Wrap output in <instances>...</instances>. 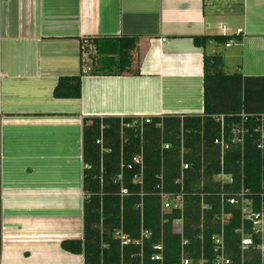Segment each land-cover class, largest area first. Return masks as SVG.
<instances>
[{
    "label": "crops",
    "instance_id": "1",
    "mask_svg": "<svg viewBox=\"0 0 264 264\" xmlns=\"http://www.w3.org/2000/svg\"><path fill=\"white\" fill-rule=\"evenodd\" d=\"M120 37L138 38L140 76L84 73L79 99L52 97L84 72L82 39ZM204 54L264 77V0L0 1V264H84L61 247L82 240L84 122L202 116Z\"/></svg>",
    "mask_w": 264,
    "mask_h": 264
},
{
    "label": "trees",
    "instance_id": "2",
    "mask_svg": "<svg viewBox=\"0 0 264 264\" xmlns=\"http://www.w3.org/2000/svg\"><path fill=\"white\" fill-rule=\"evenodd\" d=\"M234 37H194L193 44L225 46ZM95 64L90 75L138 77L142 56H135L138 38L89 39ZM81 45V41H80ZM81 51V50H80ZM81 54V52H80ZM83 61H81V67ZM203 115L152 118L145 124L135 118H96L82 128L84 169L83 233L81 241H65L61 247L82 254L84 264H211L213 237L221 236L224 254L233 264L240 260L241 214L216 195L234 193L244 187L255 203L264 207V147L250 130L243 148L231 143L232 131L248 118L253 129L264 116V77H244L228 73L218 55L203 56ZM84 73L60 77L52 92L55 100H77L81 96ZM264 122V121H263ZM228 144L221 150L216 139ZM101 141V145L97 141ZM168 145V149H162ZM140 157V163L132 162ZM243 161V167L239 165ZM187 164L188 169L182 170ZM223 174L231 183L221 184ZM127 191L121 196V191ZM182 194L180 210L162 212L159 194ZM170 200V199H169ZM206 206V209H203ZM228 216L224 221L222 216ZM181 221L180 232L174 223ZM223 222V223H222ZM246 234L252 224L244 222ZM120 233L125 243L115 236ZM264 238V235H263ZM257 243V237L253 235ZM162 261L152 258L160 253ZM264 263V256L250 250L246 264Z\"/></svg>",
    "mask_w": 264,
    "mask_h": 264
},
{
    "label": "built area",
    "instance_id": "3",
    "mask_svg": "<svg viewBox=\"0 0 264 264\" xmlns=\"http://www.w3.org/2000/svg\"><path fill=\"white\" fill-rule=\"evenodd\" d=\"M1 2H7L8 0H0ZM204 2H207L208 0H203ZM240 33V32H239ZM89 39H82L80 50H81V58L83 61L82 69L86 71L85 73L89 74L91 71V57L93 56L92 46L89 44ZM165 41V39H162V42ZM232 44L230 41L228 44H226V47H229ZM86 68V70H85ZM152 118H159L163 119V116H145V117H136L135 119H139L145 124H149L152 120ZM261 122L258 123L253 129H248L245 126V123L247 122L248 118H246L243 114L241 115L242 122L240 125H238L236 128L232 131V137H231V143L232 144H238L243 148V145L245 143L246 135L250 130H253L255 134H257L259 139V148L263 149L264 147V116L261 115ZM97 144L101 145V141H97ZM215 145H219L221 150L224 151L228 148V144L224 141L223 137L221 139H216L214 141ZM162 149H168V145H162ZM132 162L135 164L140 163V157L135 156L132 159ZM239 165L241 168L243 167V161H240ZM87 168L86 165H84V169ZM188 169L187 164L182 165V170ZM215 180L218 181L221 184L224 183H231L232 180L230 177H226L223 174H219L215 177ZM128 193L125 189L121 191V196H126ZM221 201H226L229 205L235 207L240 211L241 214V228L237 231L240 235V260L239 264H246V256L247 253L252 250L257 252L261 259L264 256V207L263 202L260 204V210L255 211V203L253 200V196L250 193L249 190L245 189L241 186L239 191L234 193L224 192L220 191L216 194ZM160 201H161V210L162 212L171 211L172 209L180 210L182 208V194H166L161 192L159 194ZM170 199V200H169ZM206 206H203V209H206ZM228 216H222L221 220L224 221ZM249 221L252 224V234L248 235L245 232L244 229V222ZM223 223V222H222ZM175 232L179 233L181 229V221L178 220L174 223ZM253 235L257 237V240L259 242H255L253 239ZM116 237L127 243L128 241L125 239L124 236H122L120 233L115 234ZM212 242L214 244V257L211 261V264H233L231 259L226 257L224 254V243L223 238L221 236L213 237ZM156 250L160 251L157 255H155L152 260L155 261H162V246L158 245ZM207 261H202L201 264H206ZM179 264H192V261L187 258H182ZM261 264H264L261 261Z\"/></svg>",
    "mask_w": 264,
    "mask_h": 264
},
{
    "label": "water",
    "instance_id": "4",
    "mask_svg": "<svg viewBox=\"0 0 264 264\" xmlns=\"http://www.w3.org/2000/svg\"><path fill=\"white\" fill-rule=\"evenodd\" d=\"M91 64L94 65L95 64V58L91 57Z\"/></svg>",
    "mask_w": 264,
    "mask_h": 264
},
{
    "label": "rangeland",
    "instance_id": "5",
    "mask_svg": "<svg viewBox=\"0 0 264 264\" xmlns=\"http://www.w3.org/2000/svg\"><path fill=\"white\" fill-rule=\"evenodd\" d=\"M85 70H86V68H85ZM83 71H84V69H83ZM86 71H84L83 73H85Z\"/></svg>",
    "mask_w": 264,
    "mask_h": 264
}]
</instances>
